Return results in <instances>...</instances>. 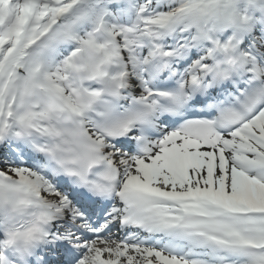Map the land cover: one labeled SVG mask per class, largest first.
Returning a JSON list of instances; mask_svg holds the SVG:
<instances>
[{
  "label": "snow or ice",
  "instance_id": "6c2138e0",
  "mask_svg": "<svg viewBox=\"0 0 264 264\" xmlns=\"http://www.w3.org/2000/svg\"><path fill=\"white\" fill-rule=\"evenodd\" d=\"M0 264H264V0H0Z\"/></svg>",
  "mask_w": 264,
  "mask_h": 264
}]
</instances>
